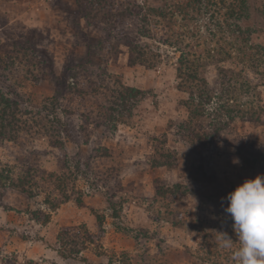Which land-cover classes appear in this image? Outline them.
<instances>
[{"label":"rangeland","instance_id":"1","mask_svg":"<svg viewBox=\"0 0 264 264\" xmlns=\"http://www.w3.org/2000/svg\"><path fill=\"white\" fill-rule=\"evenodd\" d=\"M112 1L140 11L117 22L104 19L100 0H0V54L15 57L13 68H0V90L19 92L8 96L37 110L66 86L68 113L52 125L70 132L60 137L65 170L47 131L0 139V164L43 174L33 197L0 184V264H232L219 246L218 232L235 240L221 198L264 174V0H248L240 25L250 36L232 32L227 22L236 19L225 21L232 0L218 8L207 1L186 24L176 8L155 14L169 0ZM244 37L256 47L255 74L235 47ZM136 51L150 60L134 62ZM183 52L214 93L191 123L192 88L178 71ZM246 76L257 81L250 91L240 86ZM127 87L141 93L112 113L111 100ZM69 171L64 201L55 177ZM79 226L96 242L78 258L62 257V231Z\"/></svg>","mask_w":264,"mask_h":264},{"label":"trees","instance_id":"2","mask_svg":"<svg viewBox=\"0 0 264 264\" xmlns=\"http://www.w3.org/2000/svg\"><path fill=\"white\" fill-rule=\"evenodd\" d=\"M99 1V0H98ZM207 1L209 0H180L179 2L176 0H169V3L171 4L162 6L161 9L155 10L158 14V16L164 18L168 16V12L170 9H177L178 12L183 16L184 24H186L188 21H192L193 14L197 12H201V10L207 9ZM213 3L210 4L211 6L219 7L220 3H225L227 0H212ZM101 4H99L98 9L101 13L102 11H105V18L113 21H122L123 18H125L126 14L129 12L136 13L140 11L138 9V5L136 3L130 2L126 6L117 4L115 1L108 0H100ZM233 3H231L228 7V10H226L225 15V21L231 19H236L237 21L233 24H227L234 29H231L232 32L236 33H244L248 36H250L252 29H243L240 25V21L244 20L246 17L249 16V4L248 0H232ZM168 8L165 10V8ZM97 10V8H96ZM89 13H92L94 11V8H90ZM214 13V12H213ZM173 15V14H171ZM172 21L175 19L174 16L171 17ZM174 22H179L178 19ZM238 39H235L237 41ZM164 41L167 42V37H164ZM184 41V40H183ZM250 41V38L244 37L242 41H240L239 45H236L235 47L239 46V50L242 51V62L247 63L250 69L252 70L253 74L256 72L257 65V55L253 53L252 49L254 50L256 47L253 46H246L245 44H248ZM233 43V42H232ZM240 44H243L244 47H241ZM18 53V52H17ZM138 53V51H136ZM144 53H138V56H134L135 61L140 60L141 62H147L150 59L144 57ZM191 55L189 52H183L180 59H179V65L178 71L180 72V77H183L185 80V84H189L192 88L190 91V97L187 101V105L189 107L190 111V120H194V118L200 116L204 112L203 104L210 101L212 98H214V93L212 92V89L209 87V82L206 78L200 79L198 76L199 74L194 69V60L191 59ZM15 57H10L7 55L0 54V68L5 66L8 69H11L14 67V59ZM257 65V66H256ZM226 70V69H225ZM264 77V73L261 74ZM185 76V77H184ZM240 86L244 87L247 91H250V89H254L257 84V81L250 79L248 76L245 77L243 81L240 82ZM69 85H67L68 87ZM66 86H63L62 88H59V92L56 93V95L52 98L47 99L41 107H36L37 110H34V108H26L21 107V104H24L23 101H20L18 99H14L11 97V95L8 96V94H16V96H19V92L10 91V93H5L0 90V139H7L10 141L18 140L22 133L27 134H34L39 132L41 129L44 131L49 132L48 135L50 136V139L52 140V145L56 146L58 149H60L59 154V167L60 169H70V166L68 163L70 162L69 153L66 151V149L63 147V141L60 138L65 132L66 134H70L68 127L64 126L62 129L63 131H60L59 129L56 130L52 124L57 123L58 125H63L62 118L60 116L59 112L62 113H68L66 112V107L64 105V102L60 100L64 94V89ZM141 91L136 88H130L127 87L125 89H121L119 92H117L118 95H116L115 99L111 100L112 103L115 104V106L111 107L112 113H116L122 109H124V105H127L128 102L131 99L136 98ZM68 102L70 101L67 99ZM229 105V104H228ZM76 107H74L75 109ZM254 107H252L249 111L252 116L256 115V113L253 111ZM228 114H231L233 111L227 107ZM121 114H123L120 111ZM120 114V115H121ZM86 116V120H91V115ZM120 118V117H119ZM118 118V120H119ZM44 121H47L51 123L49 127L44 126ZM98 121H95L93 123L97 124ZM48 123V124H49ZM99 126V125H98ZM56 131H55V130ZM54 132V133H52ZM240 143H237L239 146ZM261 147L260 145H258ZM264 147V146H262ZM159 164V162L157 163ZM25 164H23L24 166ZM75 168L77 169V172L81 169V163H76ZM15 165H7V164H0V184L4 187L12 186L19 190L22 193L28 194L29 197H33L35 192L38 190L36 187L39 186L40 180H42L43 174H38L39 171L32 170L30 167L26 165L25 170L23 171V174L15 173ZM55 175V174H54ZM50 177V173L48 174ZM56 176V175H55ZM72 176V173L69 171V175L67 174H61L57 175L55 177V180L57 181L58 188L62 191V198L64 201H67L69 195L64 192L66 180ZM53 177V176H52ZM46 177H44L45 179ZM72 178V177H71ZM59 182V183H58ZM61 186V187H60ZM172 192H177V190H173ZM55 199L54 197H50V200ZM49 199L47 200L48 204H51V201ZM78 202H81L80 199H78ZM53 201V200H52ZM62 202V201H61ZM53 207V206H52ZM114 217H117V215H114ZM96 233L90 231L86 226H79V227H70L64 231H62L59 243H61L60 249H58L59 254L64 257H73L78 258L80 253L84 248H86L87 244L89 243H95ZM216 257L222 256L221 252H216ZM199 258V257H197ZM229 258V257H226ZM85 260V259H84ZM219 260V259H218ZM13 261L6 260L7 264H16L12 263ZM221 264L220 262H218Z\"/></svg>","mask_w":264,"mask_h":264},{"label":"clouds","instance_id":"3","mask_svg":"<svg viewBox=\"0 0 264 264\" xmlns=\"http://www.w3.org/2000/svg\"><path fill=\"white\" fill-rule=\"evenodd\" d=\"M232 163L240 161L234 158ZM224 200L228 202L224 212L233 221L235 240L226 232H218L219 246L231 252L232 264H264V174L245 179L221 198L222 206Z\"/></svg>","mask_w":264,"mask_h":264}]
</instances>
